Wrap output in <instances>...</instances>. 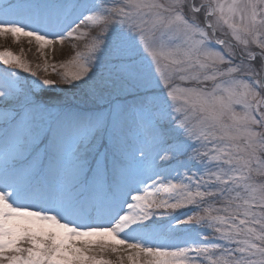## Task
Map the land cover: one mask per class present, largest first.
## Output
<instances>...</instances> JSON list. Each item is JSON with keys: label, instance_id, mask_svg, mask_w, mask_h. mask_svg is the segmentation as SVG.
I'll use <instances>...</instances> for the list:
<instances>
[{"label": "snow or ice", "instance_id": "obj_1", "mask_svg": "<svg viewBox=\"0 0 264 264\" xmlns=\"http://www.w3.org/2000/svg\"><path fill=\"white\" fill-rule=\"evenodd\" d=\"M9 34L43 64L0 50V264H264V0H0ZM74 82L117 102L53 112Z\"/></svg>", "mask_w": 264, "mask_h": 264}, {"label": "rangeland", "instance_id": "obj_2", "mask_svg": "<svg viewBox=\"0 0 264 264\" xmlns=\"http://www.w3.org/2000/svg\"><path fill=\"white\" fill-rule=\"evenodd\" d=\"M37 47L38 46L34 42L29 44L28 38L25 37H21L19 41H16L13 39V37L10 34L7 36H0V50H5V49L12 50L16 54L21 55L22 58L29 61L33 68H36L37 64H40L41 66L43 64L42 58L37 51ZM56 47H57L56 59L60 60L62 59V57L59 55L60 45L58 44ZM65 48L69 49L67 43L65 45ZM12 67H15V65H13ZM59 70L63 71V69H59ZM25 75H28V73H25ZM40 75L46 78L57 79L56 74L52 72L51 68H48L47 73H45L41 67ZM74 83L77 84L78 86L67 87L61 85V87L52 90L54 97L53 112L57 111L60 107L80 109V110L103 111L108 107L109 103L114 104L117 102L116 100L117 94L113 93L112 95H109L108 90L104 88L103 85H100L98 83H91L87 86H81L79 85V82H74ZM72 98L74 103L68 104L66 106L67 102H70L69 99ZM2 153H3V149L2 147H0V156H2ZM255 180L258 183L264 182V177L256 176ZM190 208L191 206H188L185 208H181L177 211L179 213H186L189 212ZM109 255L111 259L113 260L116 259L114 255L111 254Z\"/></svg>", "mask_w": 264, "mask_h": 264}, {"label": "trees", "instance_id": "obj_3", "mask_svg": "<svg viewBox=\"0 0 264 264\" xmlns=\"http://www.w3.org/2000/svg\"><path fill=\"white\" fill-rule=\"evenodd\" d=\"M35 69V68H34ZM70 100V102H67V104H66V106L68 105V104H72V103H74L73 102V98L72 99H69ZM75 101H77V100H75ZM54 102V101H53ZM54 104V103H53ZM76 105V104H75ZM61 108V107H60Z\"/></svg>", "mask_w": 264, "mask_h": 264}]
</instances>
